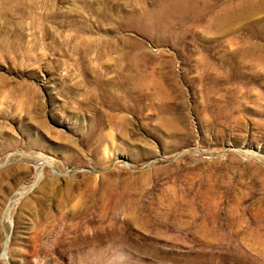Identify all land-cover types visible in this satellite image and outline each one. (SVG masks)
Returning <instances> with one entry per match:
<instances>
[{"label":"rangeland","instance_id":"374dc122","mask_svg":"<svg viewBox=\"0 0 264 264\" xmlns=\"http://www.w3.org/2000/svg\"><path fill=\"white\" fill-rule=\"evenodd\" d=\"M0 264H264V0H0Z\"/></svg>","mask_w":264,"mask_h":264}]
</instances>
